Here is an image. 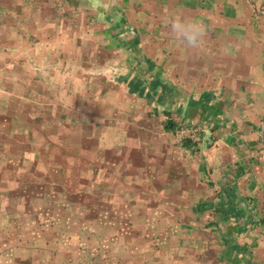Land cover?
Instances as JSON below:
<instances>
[{"label":"crops","instance_id":"1","mask_svg":"<svg viewBox=\"0 0 264 264\" xmlns=\"http://www.w3.org/2000/svg\"><path fill=\"white\" fill-rule=\"evenodd\" d=\"M50 156L152 261L264 264V0H0V179Z\"/></svg>","mask_w":264,"mask_h":264},{"label":"rangeland","instance_id":"2","mask_svg":"<svg viewBox=\"0 0 264 264\" xmlns=\"http://www.w3.org/2000/svg\"><path fill=\"white\" fill-rule=\"evenodd\" d=\"M99 146L114 147L107 139ZM34 159L23 157L28 167ZM56 162L50 156L46 172L28 168L0 179V264H161L141 250L145 240L99 233L96 190L74 187L80 175L64 178ZM148 238L159 245V237Z\"/></svg>","mask_w":264,"mask_h":264},{"label":"clouds","instance_id":"3","mask_svg":"<svg viewBox=\"0 0 264 264\" xmlns=\"http://www.w3.org/2000/svg\"><path fill=\"white\" fill-rule=\"evenodd\" d=\"M170 31L189 48L202 50L208 29L203 22L177 17L170 21Z\"/></svg>","mask_w":264,"mask_h":264}]
</instances>
